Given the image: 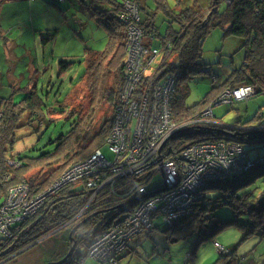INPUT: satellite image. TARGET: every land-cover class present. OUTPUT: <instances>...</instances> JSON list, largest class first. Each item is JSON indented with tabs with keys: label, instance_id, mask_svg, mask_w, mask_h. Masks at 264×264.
I'll return each mask as SVG.
<instances>
[{
	"label": "trees",
	"instance_id": "obj_1",
	"mask_svg": "<svg viewBox=\"0 0 264 264\" xmlns=\"http://www.w3.org/2000/svg\"><path fill=\"white\" fill-rule=\"evenodd\" d=\"M155 1L168 16L167 27L163 32L156 23L158 9L148 7L147 0H92L91 10H94V16L107 30V45L103 51H87V58L85 56L83 60L85 69L81 80V87L88 88L90 93L87 106L80 103L70 107L71 104H68L69 107L64 106V109L60 110L63 114L59 118L63 124H69V128L47 141L49 149L35 156L18 153L6 155V146L13 141L17 128L31 125L33 122L54 123L55 120L49 116L57 111L46 110V118L43 113L46 104L34 87L18 102H14L13 97H0V198L6 195L11 184L20 182L27 183L30 195L33 196L51 185L73 163L96 150L103 153L102 148L107 146L106 138L112 128L118 98L126 81V25L119 18L120 15L128 13L126 3L137 6L140 18L134 24L146 31L147 39L151 35L149 43H156V47L163 52L160 53L162 58L159 69L150 81L149 88L151 89L166 73L175 77V93L171 99L172 120L175 123L199 118L207 103L217 98L226 86L231 88L233 84L245 83L254 87L255 94L264 93V0H205L203 6L198 4V0H194L191 6L184 8L182 0L178 4L181 9L176 12L169 9L166 0ZM205 10L208 13L204 17ZM214 28L222 29L224 37L232 35L240 39L241 48L244 50L243 62L219 84L213 83L198 102L187 105V83L194 75L204 72L207 64L202 59V45ZM218 77L216 74L212 75L213 80ZM147 80L148 77H143L138 84L137 93L147 85ZM79 90L75 91L68 102L73 104L75 99L87 98L88 94ZM263 108L260 107L251 119L230 125H184L166 140L163 145L164 155H174L186 146L200 141L226 140L238 142L243 146L248 145L251 149L262 147ZM246 151L248 155V150ZM9 160L16 161L17 166H10ZM250 169L254 170L252 176L241 180ZM258 176H264V155L257 156L238 174L204 181L201 185L203 193L194 204L192 212L179 218L170 227L160 216L161 220L173 232L180 231L178 235L181 237L194 234L206 239L229 226L238 227L244 238L259 230H262L264 235V192L257 197L251 192L240 193L244 186L252 183ZM69 186L61 187L55 195L47 198L35 214L15 227L13 237L0 242V264L16 257L25 249L36 246L40 238L45 239L48 235L54 237L64 229L66 231H63L61 240L64 245H69L68 233L82 220L79 216L76 217V214L86 204L89 196L84 185L75 189ZM161 186L153 190L158 191ZM209 187L223 190L224 196L210 199L204 193ZM130 190L131 185L127 181L118 179L105 185L94 196L84 214L93 215L74 231L75 252L72 259H67L62 264H78L77 260L84 257V254L80 253V246L86 247L105 227H109L117 217L130 210L138 199L151 195L150 191L146 196L136 197ZM222 204L232 209V216L220 218L213 213L214 209ZM226 249L222 253L219 252L218 258L212 264H233L231 260H226V257L233 256L235 249ZM66 253L64 251L59 254L57 259Z\"/></svg>",
	"mask_w": 264,
	"mask_h": 264
},
{
	"label": "rangeland",
	"instance_id": "obj_2",
	"mask_svg": "<svg viewBox=\"0 0 264 264\" xmlns=\"http://www.w3.org/2000/svg\"><path fill=\"white\" fill-rule=\"evenodd\" d=\"M30 1L4 0L0 2V83L3 85V88L0 89V95L4 98L13 95L14 102H18L24 98L27 90L32 91L34 87L46 104V109L43 110L46 118V110H56L57 112L49 116L55 120L54 123L40 122L41 124H39L33 122L31 125H22L17 128L14 132L13 141L6 146L7 156L16 153L35 156L41 151L49 149L46 143L50 138L67 131L69 124H63L59 118L63 114L60 110L69 107L68 104H71L70 107L78 106L80 103L87 106V99L89 100L90 97L88 88L81 87L85 69L84 57L87 58L86 53L89 49L103 51L108 41L106 28L98 22L92 12L94 10H91L92 0ZM116 1L121 2L123 0ZM180 1L182 0H166L169 9L175 12L181 9V5H178ZM204 1L198 0V4L203 6ZM147 2V6L151 9L157 7L156 23L163 32L167 27L168 16L164 14L162 8L158 7L155 0H147ZM182 3L185 4L184 8L191 6L194 0H183ZM207 13L208 11L205 10L203 16L205 17ZM151 46H156V43L151 44ZM243 56L244 50L241 48V41L238 37L232 35L224 37L222 29H212L202 45V59L207 64L204 67L206 70L204 69L203 73L194 75L187 83L189 93L185 99L186 104L192 105L198 102L212 87L213 83L219 84L223 81L226 76L242 64ZM161 58L162 55L159 54L155 62L146 70L147 74H151L158 68ZM214 74L219 76L217 80L212 79ZM9 80L13 84L9 83ZM224 88L222 89L226 90L230 87ZM77 90L86 92L87 98L85 100L83 98L75 99L73 104L68 102ZM255 92L246 96L243 99L245 101L235 102L232 105L216 102L215 97L205 107L212 106L213 123L230 125L238 121L249 120L260 107H264V93L255 94ZM21 122L23 123V120ZM244 147L248 150V155L252 160L257 156L264 155V146L256 149H251L248 145H244ZM102 151L105 156H111L107 146H103ZM253 173L254 170L250 169L241 180L250 178ZM111 183L101 185L95 195L105 185ZM162 184L161 174L155 173L147 187L156 189ZM68 185L74 189L83 187L81 181L68 183ZM47 188H50V185L45 189ZM242 192H251L255 197L264 192V176L256 177L252 183L244 186L240 193ZM202 193L203 188H199L193 193L191 191L188 195L199 197ZM204 193L213 200L216 196L223 195V190L209 187L204 190ZM55 194V192L51 193L50 197ZM1 200L2 198H0ZM196 201L197 198L191 202L189 213L192 212ZM83 207L76 214V216L80 215L81 221L90 216L84 215L88 210L82 211ZM132 207L133 205L130 210ZM80 211L82 212L79 213ZM213 213L220 218H227L232 216V209L222 204L215 208ZM156 215L154 213L146 222L143 221L140 224V226L146 225L147 227L137 229L122 240L124 242L121 249L113 256V264L115 262L116 264H212L220 252L219 248L215 246V242L224 248L235 249L233 256L226 257V260H231L233 264H264V235L262 230L244 238L243 232L238 227L229 226L206 239H201L200 235L195 236L194 234L181 237L178 235L180 231L173 232L172 229L166 227L161 217ZM64 230L57 232L54 237L48 235L45 239L40 238L36 246L25 249L16 257L1 264H46L50 261L59 260L57 257L64 251L68 252L71 246L74 249L76 246V243L73 244L70 241L68 246L64 245L61 240ZM108 231L112 236L118 235L113 224L105 227L86 247L80 246L82 247L79 249L80 253L84 254V257L77 260L78 264H108L111 260L110 256L100 257L96 255L97 252L88 255L91 244ZM50 234L52 233L50 232ZM130 242L135 243V245L138 244L137 247L135 249L132 245L128 247ZM74 249L68 259H72Z\"/></svg>",
	"mask_w": 264,
	"mask_h": 264
},
{
	"label": "built area",
	"instance_id": "obj_3",
	"mask_svg": "<svg viewBox=\"0 0 264 264\" xmlns=\"http://www.w3.org/2000/svg\"><path fill=\"white\" fill-rule=\"evenodd\" d=\"M125 7L128 13L119 18L126 25V81L106 138L111 156H105L100 150L94 151L70 165L51 183L50 188L33 196L27 183L11 184L0 201V242L13 237L18 224L35 214L51 193H56L68 183L81 181L89 192L90 198L82 209L86 212L101 185L122 179L131 185L130 192L133 191L136 197L146 196L150 191L151 195L137 198L129 212L114 220L112 224L118 235L104 232L91 244L88 255L97 252L100 257L110 256L108 264H113V256L121 249L122 240L137 229L147 227L140 224L154 213H159L156 216H161L168 226L173 225L190 212L191 202L195 198L198 200V196L188 195L191 191L193 193L201 188L206 180L238 174L251 164L242 144L226 140L200 141L174 155H164V143L182 126L213 123V108L211 105L205 107L199 118L181 123L172 120L171 99L175 93V77L166 73L149 88L159 66L151 74H147L146 70L162 51L151 46L148 40L152 36L147 39L146 31L134 24L140 18L137 6L126 3ZM143 77H148L147 85L137 93ZM254 90L245 83L235 84L221 92L215 101L229 105L245 99ZM8 164L17 166L14 160H9ZM155 173H160L163 180L158 191L147 187ZM215 246L220 252L227 250L217 242Z\"/></svg>",
	"mask_w": 264,
	"mask_h": 264
},
{
	"label": "water",
	"instance_id": "obj_4",
	"mask_svg": "<svg viewBox=\"0 0 264 264\" xmlns=\"http://www.w3.org/2000/svg\"><path fill=\"white\" fill-rule=\"evenodd\" d=\"M247 159H248V161H252V159L249 157V155L247 156ZM91 215H93V213L90 214V216H91ZM90 216H89V217H90ZM89 217H87V218H89ZM84 221H85V220L79 222V223H78L77 225H75V226L69 231V233H68L69 241H70V242H73V244L75 243V242H74L73 233H74V231H75V230H76V229H77L82 223H84ZM73 249H74V247L71 246V247L69 248V251H68V252H67L62 258H60L59 260H56V261H50V262H47L46 264H62V263L65 262V261L68 259V257L71 255Z\"/></svg>",
	"mask_w": 264,
	"mask_h": 264
},
{
	"label": "crops",
	"instance_id": "obj_5",
	"mask_svg": "<svg viewBox=\"0 0 264 264\" xmlns=\"http://www.w3.org/2000/svg\"><path fill=\"white\" fill-rule=\"evenodd\" d=\"M4 1V0H3ZM2 0H0V2H3ZM34 0H31L30 2H33ZM1 82V81H0ZM7 82V81H6ZM9 83L13 84L12 82H10L9 80ZM3 88V85L0 83V89ZM28 91V90H27ZM0 97H4V96H1ZM9 97H13V95H10ZM8 98V96L6 97ZM131 245L134 247V249L137 247L138 244L135 245V243H131L128 245V247H131Z\"/></svg>",
	"mask_w": 264,
	"mask_h": 264
},
{
	"label": "flooded vegetation",
	"instance_id": "obj_6",
	"mask_svg": "<svg viewBox=\"0 0 264 264\" xmlns=\"http://www.w3.org/2000/svg\"><path fill=\"white\" fill-rule=\"evenodd\" d=\"M16 256V255H15Z\"/></svg>",
	"mask_w": 264,
	"mask_h": 264
}]
</instances>
